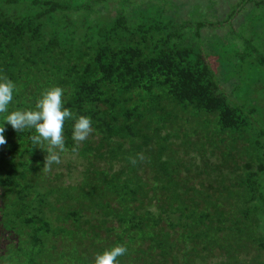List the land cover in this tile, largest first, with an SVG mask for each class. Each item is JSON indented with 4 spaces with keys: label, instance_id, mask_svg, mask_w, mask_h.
I'll return each mask as SVG.
<instances>
[{
    "label": "trees",
    "instance_id": "1",
    "mask_svg": "<svg viewBox=\"0 0 264 264\" xmlns=\"http://www.w3.org/2000/svg\"><path fill=\"white\" fill-rule=\"evenodd\" d=\"M148 1L0 0V264H264V0Z\"/></svg>",
    "mask_w": 264,
    "mask_h": 264
},
{
    "label": "rangeland",
    "instance_id": "2",
    "mask_svg": "<svg viewBox=\"0 0 264 264\" xmlns=\"http://www.w3.org/2000/svg\"><path fill=\"white\" fill-rule=\"evenodd\" d=\"M148 2H146V3H148ZM180 2H186V4H188L187 7L188 6L189 7H195L198 4H200V5H203L204 7H207V8L216 9L215 13L220 17V19L223 20L226 18V14H228V12L230 11V5H235L238 2V0H179V3ZM176 5H178V4H176ZM107 6H108V3L105 2L104 8H106ZM142 6L145 7L146 5H142ZM245 7L246 8L243 9L233 20L227 21L226 24L223 25L222 27L214 28L213 30L210 27H205V28H202V30L200 32L202 34L200 36L201 40L203 41L202 45L205 47V50H207V52H209V54H210L209 56L211 57V60L213 62V66H215V71H217V73L220 72L219 71L220 67L217 69L218 62L216 60V55H212L213 50L209 47L208 43H210L212 40L211 36H214L216 34L220 35L221 37H223V35H225L226 38L231 37V36L236 37L234 32L231 31L230 33H228V31L231 30V29H229V27L231 26V24H233L234 27L232 29H234V31H236L240 28V25L242 23L243 24L245 23V22H243L244 21L243 17H244V15H246V11H247L246 9H249L251 7V5L247 3V5ZM129 8H131V6H129ZM213 12H214V10H211L210 14H214ZM260 12L261 11H259L258 13H260ZM181 15L184 17H187L186 13L184 11V8H183V10H181ZM200 16L202 17V13L200 14ZM203 17L205 18V17H207V15L203 14ZM230 41H232V40H230Z\"/></svg>",
    "mask_w": 264,
    "mask_h": 264
}]
</instances>
